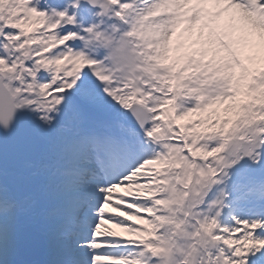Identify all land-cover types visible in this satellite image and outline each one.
<instances>
[{
	"label": "snow or ice",
	"instance_id": "1",
	"mask_svg": "<svg viewBox=\"0 0 264 264\" xmlns=\"http://www.w3.org/2000/svg\"><path fill=\"white\" fill-rule=\"evenodd\" d=\"M0 264H264V0H0Z\"/></svg>",
	"mask_w": 264,
	"mask_h": 264
}]
</instances>
